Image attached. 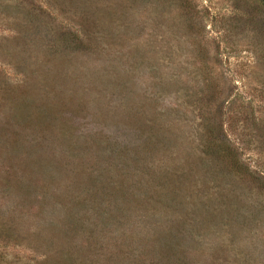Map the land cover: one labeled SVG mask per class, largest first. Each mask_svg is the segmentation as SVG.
I'll return each mask as SVG.
<instances>
[{
    "label": "rangeland",
    "instance_id": "rangeland-1",
    "mask_svg": "<svg viewBox=\"0 0 264 264\" xmlns=\"http://www.w3.org/2000/svg\"><path fill=\"white\" fill-rule=\"evenodd\" d=\"M0 264H264L260 0H0Z\"/></svg>",
    "mask_w": 264,
    "mask_h": 264
},
{
    "label": "trees",
    "instance_id": "trees-1",
    "mask_svg": "<svg viewBox=\"0 0 264 264\" xmlns=\"http://www.w3.org/2000/svg\"><path fill=\"white\" fill-rule=\"evenodd\" d=\"M260 3H261V5H262V7L264 9V0H260Z\"/></svg>",
    "mask_w": 264,
    "mask_h": 264
}]
</instances>
